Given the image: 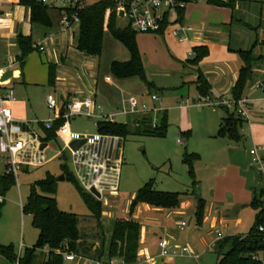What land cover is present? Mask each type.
I'll return each mask as SVG.
<instances>
[{"label":"rangeland","instance_id":"374dc122","mask_svg":"<svg viewBox=\"0 0 264 264\" xmlns=\"http://www.w3.org/2000/svg\"><path fill=\"white\" fill-rule=\"evenodd\" d=\"M251 3H253L252 0H236L234 6L230 7L209 4L207 0L186 1L184 23L196 27L203 23L209 28L215 25L228 27L229 23L241 14V5L246 4L248 6ZM179 9L176 11L179 12ZM174 15L173 12L172 19ZM118 25L127 26L128 19L119 15ZM76 26L77 24H74L72 28ZM153 33L155 32H137L136 35L147 80L149 82L155 81L158 86H162V84L179 85L181 83L179 76L183 73L180 58L190 57L193 51L185 43H182L183 46L180 45L177 49L170 51L169 45L165 43L164 39L158 37L159 34ZM175 38L178 40L177 37ZM129 55L131 56L126 46L108 31L104 40V50L99 58L100 81L97 90V105L101 106L102 117L94 118L86 114L71 116L70 128L73 133L96 134L99 132L98 122L100 120L107 118L115 122L125 123L133 115L125 113L126 111L137 110L143 103H148L153 109L154 118L151 116L152 112H148L149 116H141L139 119L151 116L152 125L154 122L159 124L166 113L168 118L167 133L162 137L129 134L122 138V163L120 165L118 191L106 192L103 198L99 199L102 202V227L97 225V222L92 218L91 211L84 202L77 186L67 178L58 180L55 196L59 209L77 214L80 218V228L84 239L86 236L90 238L89 241L85 239L89 244L99 242L105 252L116 220L132 217L129 215L132 199L139 188L153 179L156 189L179 192L183 200L188 197L187 199L191 202V205L184 207V212L173 215L174 222L177 220L178 222L186 221V228L189 229L198 226L195 216L196 196H198L203 198L206 204L209 203V206H211L212 201L218 203L212 214L216 216L215 211L219 209L218 220H225L229 226L227 230L229 234L246 230L253 211L249 209V204L243 202L241 183L234 178V169L230 168V160L227 159L225 152H221V149L225 147L223 140L220 139L217 142L216 138H211L209 135L210 132H216L221 121L219 115L225 116V110L222 107L205 104L207 101L204 98L200 100L202 104L198 108V98L190 97V104L194 108L190 113L186 112L175 98V94L172 92L174 90H170L171 92L166 94L164 98L161 95V89L151 88L153 92L149 93L150 88L147 83L139 77H134L133 82L135 83L133 85L138 84L145 89L144 95H138L139 89L133 90L134 86L121 82V79L115 77L111 71L113 61H120ZM40 57L43 61L45 60V56L41 53L38 54L39 60ZM162 58L173 60L176 66H180L182 70L164 66L165 64L160 61ZM106 75L111 77L106 80ZM110 78H112L111 82L108 81ZM21 85L23 84L17 83L18 87ZM193 87L195 89V85ZM30 89L33 91L34 101L40 110L39 116L45 119L50 113L46 102L47 94H44L42 86L35 85L31 86ZM50 90L59 99L61 105L59 93L53 89ZM156 91L161 97L158 100H153L152 95L157 93ZM111 96L114 97L113 102L110 101ZM94 112L96 115L99 114L97 109ZM129 127L133 128L134 123L129 121ZM236 145H238L236 157L246 168L244 176L247 177L248 183L245 188L252 192L264 189V168L254 163L252 155L249 154L250 156L247 158L245 153V149L249 153L250 148H257V146H253L245 140ZM46 152L48 163L37 167L23 165L19 171L17 182L5 195V203L0 217V243L3 245L13 244L18 255H22L27 247H32L39 236V230L33 225L32 215L23 212V206L27 203L32 184L45 178L48 172L55 174L57 178L63 175L62 163L67 164L74 173L71 152L65 148L63 142L59 145L56 141H51ZM186 152L199 154V158L194 161L196 185L193 184V178L189 175V167L184 162ZM62 153L65 154V157L62 156ZM5 160L6 156L3 157L2 155L0 168L3 167ZM226 176L230 179L217 184L218 177L224 178ZM78 181L80 186L86 189L82 180L78 179ZM217 185L218 188H216ZM193 191H195V195L185 194ZM139 208L140 218L147 221L151 213L147 212L143 206H139ZM219 228L222 227L219 226ZM103 241L105 246H103ZM217 241H213L212 244L215 246ZM204 257L203 261L201 258L203 263L200 261V264H217L215 252L208 251ZM259 257L264 264V251L259 253ZM0 264L13 263L0 254ZM175 264H196V262L191 258L184 257L177 258Z\"/></svg>","mask_w":264,"mask_h":264},{"label":"crops","instance_id":"0c3cea01","mask_svg":"<svg viewBox=\"0 0 264 264\" xmlns=\"http://www.w3.org/2000/svg\"><path fill=\"white\" fill-rule=\"evenodd\" d=\"M83 1L86 3H93L97 0ZM252 2L253 3L248 6L246 4L243 5L244 3L241 5V14L234 18L231 23H229L228 27L215 25L209 28L205 23L197 27L189 26L184 23V13L183 17L180 18L179 12L171 11L165 29L162 32H155L153 34H159L157 36L164 39L165 43L169 45L170 51L177 49L180 45L183 46L182 43H185L192 51L196 46L205 45L208 47L209 53L198 65L185 64V61L192 55L188 58L185 56L180 58V61H182L181 67L183 73L179 76L181 78V83L179 85L169 86L162 84V86H158L155 81H151L150 83H152V88L161 89L160 92L164 98L166 94L171 92L170 90H174L172 92L175 94L177 101L181 104V108L189 113L192 108H194L192 107L193 105L190 104V97L198 98V108L200 107L198 101L203 98L209 99V101L212 102L220 99H232V88L236 83L242 66V59L239 55V51L254 48L256 61L253 63L252 76L243 92V99L246 100L245 105L248 115L244 117V121L240 126V133L242 135L241 141L245 140L253 146L262 147L264 146V0H252ZM46 4L50 5L49 11L52 19V24L50 26L32 23L30 8L27 5L21 4L20 0H0V16L10 19L8 28L0 35V79L5 88L12 91L14 96V98L6 100L4 104L11 108L13 117L16 120L29 122V129H27L32 136H36L40 141L46 143L44 150L47 155L46 149L50 146L51 141L43 140L45 136L43 127L44 122L50 118H54V123L59 119L62 114L63 104L68 99L92 97L97 103V90L100 81L99 58L101 55L89 56L77 49L76 38L79 32V25L67 31L61 29L62 0H49ZM173 12L175 15L172 19ZM180 27L185 28L184 30L181 29L179 33H176L175 30ZM107 32L108 30L105 32L104 40ZM20 34L31 36L33 45L35 43H40L45 47V51L41 52L35 49L30 52L25 58L23 65L19 61V57L22 54L18 42V36ZM174 36L177 37L178 40ZM39 52L41 55L45 56L44 61L41 57L40 60L38 59ZM130 58L131 56L129 55L120 61H128ZM160 61L165 64L164 66H169L171 69L177 68L178 70H182L180 66H176L173 60L162 58ZM51 63L56 65V79L53 85L49 83L48 76L49 64ZM199 70L203 72L211 86L209 96H202L197 88L196 81L198 79ZM108 77L111 76L106 75L105 79L107 80ZM133 78L134 77L123 78L120 81L126 82L127 85L134 86L133 90L135 91L139 89L137 91L138 95H144L143 91L145 89H143L141 85H133V83H135L133 82ZM108 81L111 82L112 78ZM17 83L23 85L18 87ZM192 84L195 85V89H193L194 87ZM35 85L42 86L45 95L47 94L48 96L49 94H53L51 92L52 90H50L53 89L56 93H59V97L61 98V105L59 104V108H57L56 111H52L48 106L50 113L45 119L39 116L40 110L34 101L33 91L30 89L31 86ZM148 91L149 93L151 91L153 92L151 88ZM154 94H157L159 98L161 97L158 92ZM110 101L113 102L114 97L111 96ZM46 102L48 105L47 99ZM209 105L221 107L212 104ZM149 115V113L133 114L128 121L135 123L141 116ZM151 116L153 117V112ZM219 116L221 120L223 116ZM70 127L71 124L69 121V128ZM219 127L220 124L216 132H210L209 135L211 138H216L217 142H219L220 139L223 140L222 142L225 147L221 149V152H225L227 159L230 160V168L234 169V178L238 179L241 183V187L243 188V202L249 204V209L253 211L246 230L229 234L227 232L229 226L226 224L225 220H218L219 209L215 211L216 216L212 214L215 210V206L218 204L217 202L214 203L212 201L211 206L207 203L202 224L190 229L186 228L187 225L182 226L181 222H178V220L174 222L172 219L173 215L184 212V207L191 205V202L187 199L188 197H186L185 200L182 199L181 205L177 208H161L154 207L147 203H141L136 207L131 217L141 224L138 258L134 263H126L123 261L122 264H175L177 258L188 257H163L158 247V240L161 237H168L178 243L191 245L196 251L201 253L203 261L208 251H213V249H209V245L212 244L213 241L220 239L217 236L219 232L223 233V236L245 233L252 226L256 211L250 204L255 194L259 193L261 190H254L252 192L245 188L248 183L247 177L244 176L246 168L238 161V157H236V150H238V145L236 144L241 141H234L228 136H218ZM41 130L43 131L41 132ZM250 150L249 153H247L245 149L247 158L251 155ZM2 155L3 157L5 156L0 153V162ZM259 156L264 161V149L260 150ZM47 163L48 161L45 164ZM6 165L7 158L3 167L0 168V173L4 172ZM229 179L230 177L228 176L224 178L218 177L217 184L218 182ZM216 188H218V185ZM139 206H143L147 212L151 213L147 221H143L140 218ZM219 226L222 228H219ZM85 239L88 241L90 240L87 236ZM103 246H105V244H103ZM94 249L100 250V252L103 253L102 260L109 262L111 259L108 257L109 245L108 248L105 249L106 253L102 250L99 242H95ZM257 256L260 258L259 254Z\"/></svg>","mask_w":264,"mask_h":264},{"label":"trees","instance_id":"16d2710c","mask_svg":"<svg viewBox=\"0 0 264 264\" xmlns=\"http://www.w3.org/2000/svg\"><path fill=\"white\" fill-rule=\"evenodd\" d=\"M187 2L190 0H186ZM194 1V0H193ZM236 0H207L209 4L216 6L233 7ZM21 4L27 5L31 10V22L46 26L52 24L50 17V5L41 0H20ZM118 0H97L86 3L78 0L74 7H66L68 13L77 12L80 17L79 32L76 38V47L89 56H100L103 50L104 35L108 30L113 36L121 41L131 54L128 61L112 62L111 71L119 79L139 77L144 80L149 88L152 83L147 80L142 56L137 44V31L128 25H118L119 14L117 12ZM64 7H61V11ZM185 8L179 9L180 18L183 17ZM169 16V14H168ZM168 16L164 21L162 32L168 22ZM179 18V19H180ZM22 54L19 61L24 64L25 58L35 50L31 36H18ZM207 46H196L193 55L185 61L188 65H198L207 56ZM242 66L236 83L232 88V99L235 101L233 108L227 105L221 107L226 115L221 118L218 136H228L234 141H241L240 126L244 117L238 112L237 102L243 98V92L253 73V63L256 61L254 48L240 50ZM49 83L54 84L56 79V65L49 64ZM197 88L202 96H209L211 86L201 70L196 81ZM65 122L63 117L57 119L51 128L44 127V141H56L60 145V139L56 130ZM138 125L133 128L129 123L100 120L98 122L99 133L126 137L129 134L165 136L168 129L167 114L163 116L161 123L155 127L151 117L137 119ZM63 157L65 154L62 153ZM199 158L197 153L186 152L184 162L189 167V175L196 185L194 161ZM61 169L65 178L72 181L78 188L84 202L91 211L92 218L101 225L102 202L79 184L77 176L69 169L67 164L62 163ZM17 182L12 174L0 173V196L8 193L10 188ZM58 188L57 177L48 172L46 177L35 181L31 186L27 203L23 206L25 214L32 215L33 225L39 230L37 242L32 247H27L22 255H18L13 244L3 245L0 243V254L5 256L11 263L16 264H68L65 261V253L82 254L95 258H102V252L94 249V244L87 243L80 228V218L77 214L65 212L59 209L56 198ZM185 194H194L185 193ZM196 223L201 225L205 216L206 201L196 196ZM182 198L179 192L158 190L154 187V180L146 182L134 196L130 204L132 216L136 207L141 203H147L154 207L177 208ZM4 202H0V217ZM250 206L256 211L252 226L245 233L226 235L215 244L213 251L217 254V264H263L258 254L264 251V232L260 226H264V189L256 193ZM141 224L134 219H117L109 241L108 257L120 256L126 263H134L138 258L140 249ZM103 244L105 242L103 241Z\"/></svg>","mask_w":264,"mask_h":264},{"label":"built area","instance_id":"2783aa9c","mask_svg":"<svg viewBox=\"0 0 264 264\" xmlns=\"http://www.w3.org/2000/svg\"><path fill=\"white\" fill-rule=\"evenodd\" d=\"M49 2V0H41ZM64 9L62 10L61 29L67 31L72 29L74 24H80V17L75 11L68 13L66 7H74L78 0H62ZM186 1L184 0H118L117 12L124 13V17L128 19L131 26L137 32L152 33L158 32L171 11H176L178 8H184ZM9 18L0 16V35L8 28ZM185 27H180L175 30L176 33ZM34 48L45 51L44 45L35 43ZM193 55V52L192 54ZM14 98L12 91L6 89L0 79V153L7 158V165L4 169L6 174H12L18 178L19 171L23 165L27 166H41L45 164L48 159L44 149H41V143L36 136H32L29 128V122L16 120L13 117L12 110L6 106L4 102L8 99ZM157 94L152 95V99H158ZM48 106L52 111H56L59 103L58 99L53 95L47 96ZM205 104H212L216 106L227 105L233 108L235 101L231 99H220L212 102L206 99ZM199 104L200 101H198ZM238 112L242 117H247L246 100L240 99L238 102ZM64 112L61 117L65 122L56 130L58 138L63 142L65 148L69 149L72 156L74 166V173L78 179L84 183V187L90 192V188L95 186L101 193L103 198L106 192H116L119 186L120 165L122 163V150L120 136L107 135L102 133L96 134H80L73 133L69 128V121L71 116L86 114L90 117L101 118V106L97 105L92 97L84 99H68L63 104ZM97 109L99 114L96 115L94 110ZM153 109L147 103H143L137 110H128L127 114H145L153 112ZM106 121H113L104 119ZM54 118H50L44 122L45 127L51 128ZM125 123H129L126 121ZM135 126L138 125L136 121ZM157 124L154 122L153 126ZM28 128V129H27ZM86 138L87 142L79 149L73 150L70 147V142L74 139ZM264 146L253 148L250 154L253 156L255 164H259L264 168V161L259 156V151L263 150ZM91 193V192H90ZM5 197L0 196V202H4ZM182 226H186L187 222L182 221ZM260 231L264 232V226H260ZM218 238L223 237V233H218ZM158 247L160 254L163 257L169 256H188L199 264L201 260V253L196 251L191 245H184L173 241L168 237H161L158 240ZM214 244L209 245V249H213ZM65 261L68 264H122L124 261L120 256L112 257L109 262L102 260V258H95L82 254L68 253L65 254ZM18 264V262L16 263Z\"/></svg>","mask_w":264,"mask_h":264},{"label":"water","instance_id":"95a60500","mask_svg":"<svg viewBox=\"0 0 264 264\" xmlns=\"http://www.w3.org/2000/svg\"><path fill=\"white\" fill-rule=\"evenodd\" d=\"M119 15H120V16H124L123 11H121ZM63 112H64V109H62V113H63ZM86 142H87V139H86V138L74 139V140H72V141L70 142V147H71L73 150H77V149H79L82 145H84ZM45 146H46V143H45V142H42L40 148H41V149H44ZM64 179H65V175H64V174L57 178V180H64ZM90 192H91L95 197H97L98 199H101L102 195H101L100 191H99L95 186H92V187L90 188Z\"/></svg>","mask_w":264,"mask_h":264}]
</instances>
